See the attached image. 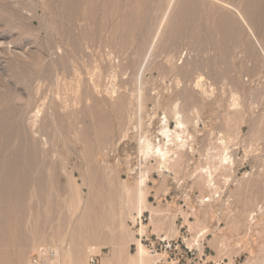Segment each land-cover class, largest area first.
<instances>
[{
	"label": "rangeland",
	"instance_id": "obj_1",
	"mask_svg": "<svg viewBox=\"0 0 264 264\" xmlns=\"http://www.w3.org/2000/svg\"><path fill=\"white\" fill-rule=\"evenodd\" d=\"M40 249L264 264V0H0V264Z\"/></svg>",
	"mask_w": 264,
	"mask_h": 264
},
{
	"label": "bare ground",
	"instance_id": "obj_2",
	"mask_svg": "<svg viewBox=\"0 0 264 264\" xmlns=\"http://www.w3.org/2000/svg\"><path fill=\"white\" fill-rule=\"evenodd\" d=\"M178 123H179V126H183L182 122H178ZM169 133H171V135H169ZM164 134L166 135L168 142L166 143L165 148L159 146L157 148L156 153H158L160 160L163 161L164 163H166L170 160L169 153L171 152V150H173V146L178 147V148H182L185 145V141H184L183 137L177 131L172 132L171 130H168ZM147 148L151 149V145L148 146ZM182 154H184V153H182ZM140 251L142 254L143 249L141 248Z\"/></svg>",
	"mask_w": 264,
	"mask_h": 264
},
{
	"label": "built area",
	"instance_id": "obj_3",
	"mask_svg": "<svg viewBox=\"0 0 264 264\" xmlns=\"http://www.w3.org/2000/svg\"><path fill=\"white\" fill-rule=\"evenodd\" d=\"M60 256L59 250L56 249H40V251L34 256L33 264H48L55 262ZM89 264H99L97 257L92 256L89 260ZM178 264V263H174Z\"/></svg>",
	"mask_w": 264,
	"mask_h": 264
}]
</instances>
